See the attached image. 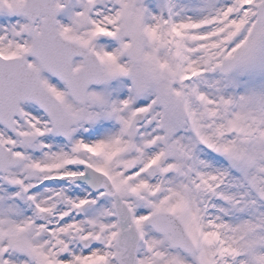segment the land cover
<instances>
[{"label":"snow or ice","instance_id":"snow-or-ice-1","mask_svg":"<svg viewBox=\"0 0 264 264\" xmlns=\"http://www.w3.org/2000/svg\"><path fill=\"white\" fill-rule=\"evenodd\" d=\"M0 264H264V0H0Z\"/></svg>","mask_w":264,"mask_h":264}]
</instances>
